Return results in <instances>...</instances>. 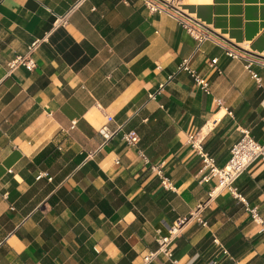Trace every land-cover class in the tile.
Returning <instances> with one entry per match:
<instances>
[{"label": "crops", "instance_id": "1", "mask_svg": "<svg viewBox=\"0 0 264 264\" xmlns=\"http://www.w3.org/2000/svg\"><path fill=\"white\" fill-rule=\"evenodd\" d=\"M179 2L244 46L264 84V0ZM34 39L36 65L9 68ZM225 48L197 45L143 0H0V264H264V160L233 181L246 204L227 189L209 197L217 178L200 181L202 159L187 141L200 129L218 166L240 127L264 143V92L247 59ZM185 56L208 91L177 70ZM130 129L134 145L122 137ZM183 216L175 262L162 252L146 262Z\"/></svg>", "mask_w": 264, "mask_h": 264}, {"label": "built area", "instance_id": "2", "mask_svg": "<svg viewBox=\"0 0 264 264\" xmlns=\"http://www.w3.org/2000/svg\"><path fill=\"white\" fill-rule=\"evenodd\" d=\"M145 6L150 12L158 11L165 12L173 16L177 22L191 35L195 38L197 45L205 39L211 38L216 42H223L226 45L225 51L231 57H244L247 59L245 66L249 69L251 76L255 78L257 83L261 86L264 92V84L262 83L261 76L257 74L254 70L250 68V63L252 62L251 54H249L246 48L242 45L236 43H230L219 36L213 34L205 25L194 15L187 12L184 8L180 6L179 0H143ZM66 14L59 15L56 19L59 22H64ZM220 38V39H219ZM38 39L32 40L27 45V50L25 53L15 54L7 62L9 68H14L18 65H23L28 69H32L36 65L35 59L30 55V52L36 46ZM216 63V57H212L210 64L213 66ZM264 64V61H263ZM218 71L219 68H217ZM177 70H185L192 77L194 82L199 85L204 91L209 90V82L207 78L200 75L189 65V57L185 56L181 59L180 63L177 66ZM216 101L220 103V99L217 98ZM206 123V122H205ZM204 123V124H205ZM202 129V128H201ZM100 133L106 138L110 134L106 130L105 126L99 129ZM123 139L129 145H134L138 140L137 133L133 130H127L122 133ZM187 141L190 145L195 148L197 153L202 159V166L200 168L201 176L200 181H207L212 176H216L217 182L208 192L209 197L214 195L220 189H227L229 192L239 199L240 201L246 204L245 197L236 190V187L233 185L235 178L256 158H261L264 160V143L258 141L250 132V129L246 126L240 127V136L231 144L230 147V156L225 162V164L218 166L215 163L214 157L205 149L202 143V135H200V129L194 132H190L187 137ZM140 156H142L145 162H148V158L143 153L141 149L138 150ZM150 168L156 172L159 177L161 185L166 189L173 188L172 181L169 176L164 172L161 165L149 164ZM39 174L38 176H40ZM202 203L197 204V209L201 206ZM196 209V210H197ZM251 216L254 220L259 223H263V219L259 212L257 211L256 206H251L250 208ZM196 210L189 214L193 216L196 213ZM188 217L183 216L176 219L171 225L168 226L167 232L160 233L158 228L159 236L157 238L158 247L155 250L149 251L145 256L144 260L147 262L153 256L157 255L159 252L164 253L167 257L174 263L175 258L171 254L170 242L175 234H177L181 224ZM201 221L202 219L197 216ZM264 230V226L261 228ZM212 264V260L209 261Z\"/></svg>", "mask_w": 264, "mask_h": 264}]
</instances>
